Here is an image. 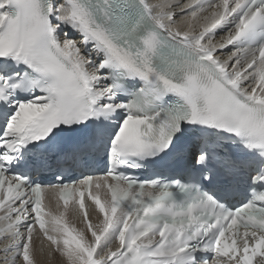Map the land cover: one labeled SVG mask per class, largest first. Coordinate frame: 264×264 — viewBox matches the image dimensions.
<instances>
[{
    "label": "snow or ice",
    "instance_id": "snow-or-ice-1",
    "mask_svg": "<svg viewBox=\"0 0 264 264\" xmlns=\"http://www.w3.org/2000/svg\"><path fill=\"white\" fill-rule=\"evenodd\" d=\"M0 225V264H264V0H0Z\"/></svg>",
    "mask_w": 264,
    "mask_h": 264
},
{
    "label": "bare ground",
    "instance_id": "bare-ground-1",
    "mask_svg": "<svg viewBox=\"0 0 264 264\" xmlns=\"http://www.w3.org/2000/svg\"><path fill=\"white\" fill-rule=\"evenodd\" d=\"M220 36H216L215 40L219 41ZM97 216L95 214H91V223L95 225L98 223V220L96 218ZM70 224H74L78 229L85 227V225L82 223V220L80 218L70 219ZM8 241L6 239L0 238V250H2L5 246V244ZM41 247V244H38L36 242V248H37V264H64L63 258L59 256V254H54L52 257H49L47 254V247H45L44 252L41 254L39 251ZM3 259V252L0 251V260Z\"/></svg>",
    "mask_w": 264,
    "mask_h": 264
}]
</instances>
